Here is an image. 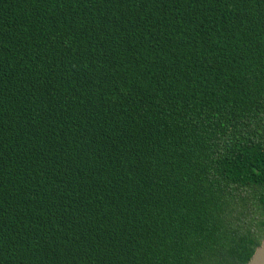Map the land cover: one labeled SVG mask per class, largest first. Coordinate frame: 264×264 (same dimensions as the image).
<instances>
[{
  "label": "trees",
  "instance_id": "1",
  "mask_svg": "<svg viewBox=\"0 0 264 264\" xmlns=\"http://www.w3.org/2000/svg\"><path fill=\"white\" fill-rule=\"evenodd\" d=\"M263 238L264 0H0V264Z\"/></svg>",
  "mask_w": 264,
  "mask_h": 264
},
{
  "label": "water",
  "instance_id": "2",
  "mask_svg": "<svg viewBox=\"0 0 264 264\" xmlns=\"http://www.w3.org/2000/svg\"><path fill=\"white\" fill-rule=\"evenodd\" d=\"M246 264H264V238L254 250Z\"/></svg>",
  "mask_w": 264,
  "mask_h": 264
}]
</instances>
